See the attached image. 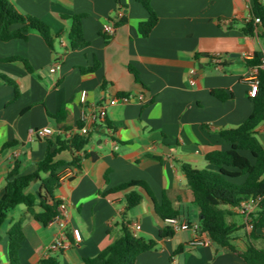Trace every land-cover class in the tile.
<instances>
[{
  "label": "crops",
  "instance_id": "1",
  "mask_svg": "<svg viewBox=\"0 0 264 264\" xmlns=\"http://www.w3.org/2000/svg\"><path fill=\"white\" fill-rule=\"evenodd\" d=\"M9 1L20 13L46 23L55 42L51 48L36 31L27 40L0 42V75L15 82L20 92L16 98V89L0 77V198L14 165L20 164L22 175L34 173L50 141L68 139L80 123L88 127L90 141L79 154L80 169L59 172L62 183L56 196L67 206L63 221L43 226L24 205L14 209L0 230V264L10 262L9 230L17 221H22L25 235L21 264L48 257L59 264H82L118 239L123 225L132 230L134 224L141 226L138 237L158 242L137 264H238L226 249L195 244L200 236L193 230L161 238L170 226L158 217L151 198L141 191L140 205L128 211L127 192L117 189L144 182L157 201L167 195L177 218L201 226L181 166L210 169L206 156L230 149L219 132L238 128L253 114L245 79L255 66L248 63L254 54H264V40L242 30L252 18L254 0H151L159 22L149 37L140 33L148 13L137 0ZM119 12L127 23L107 40L103 28ZM74 15L86 16L83 36L89 45L78 50L70 46ZM14 56L27 59L31 70L21 62L1 61ZM217 56L224 59L220 66ZM56 62L60 69L51 73ZM92 67L96 69L89 71ZM217 90L231 98L219 100L213 95ZM82 91L87 92L85 103ZM124 96L129 101L109 107L106 120H91L101 105ZM37 130L48 135H32ZM257 137L264 147L261 125ZM72 159L67 150L56 158ZM39 190L36 179L30 192L37 195ZM235 220L245 226L233 235L243 250L250 230L242 216ZM62 232L69 247L51 251ZM254 244L264 249V239Z\"/></svg>",
  "mask_w": 264,
  "mask_h": 264
},
{
  "label": "trees",
  "instance_id": "2",
  "mask_svg": "<svg viewBox=\"0 0 264 264\" xmlns=\"http://www.w3.org/2000/svg\"><path fill=\"white\" fill-rule=\"evenodd\" d=\"M148 13V19L140 24V33L149 37L159 22V17L151 5V0H137ZM85 15H74L70 33L72 50L85 48L89 43L83 36V19ZM115 27L127 23V18H115ZM31 31L38 32L46 44L54 47L55 38L50 27L42 20L20 13L9 0H0V42L13 40H27ZM248 37L259 35L264 40V5L261 0H254L252 18L242 30ZM105 36V35H104ZM107 40L110 38L105 36ZM2 62H21L28 70L31 66L27 59L14 56L1 60ZM250 65H259L261 57L254 54ZM96 67L88 70H95ZM16 91V98L20 92L15 82L0 75ZM260 91L252 97L254 104L253 114L238 128L223 129L219 135L230 144L226 151H214L206 156L211 168L198 170L190 165L181 168L187 179L193 203L198 207L201 216V229L205 232L212 244L226 249L235 255L238 264H264V249L258 248L254 242L264 239V198L251 216L253 229L250 231L249 241L242 250L234 244L233 235L244 225L236 222V217L242 216L239 212L241 204L258 196H264V147L257 137L258 127L264 123V71L260 70ZM213 95L221 101L231 98L223 90L213 91ZM58 115L57 119H62ZM80 123L78 127H82ZM89 134L64 139L58 137L54 143L50 141L45 158L37 164V170L29 175H22L20 164L16 163L9 173L5 192L0 198V230L17 207L24 205L27 213L33 219L48 226L61 217V201L57 198V191L61 187L59 172L64 168L80 169L82 158L79 155L89 144ZM53 144L56 146L52 150ZM70 151L73 159L70 162L56 160L62 151ZM39 181L40 190L37 195L30 192L32 183ZM117 191H125L127 210L140 205L145 192L152 200L158 217L166 222L169 218H177L172 202L164 194L161 202L152 195L146 183L131 181L120 186ZM40 208V211H37ZM231 219V221H229ZM175 232L167 227L160 237H172ZM25 239L22 221L13 223L9 230V264H21L20 250ZM158 242L135 237L129 225H123L121 236L105 248L99 255L84 259L82 264H137L140 255L156 250ZM182 247L176 254L181 253ZM38 264H59L55 257L43 258Z\"/></svg>",
  "mask_w": 264,
  "mask_h": 264
},
{
  "label": "built area",
  "instance_id": "3",
  "mask_svg": "<svg viewBox=\"0 0 264 264\" xmlns=\"http://www.w3.org/2000/svg\"><path fill=\"white\" fill-rule=\"evenodd\" d=\"M124 15L122 12H119L116 15V18H122ZM115 24L112 22L110 24H107L103 28V34L109 38H111L115 34ZM224 62V59L222 57L217 56L215 58V63L217 66H220ZM60 69V64L56 62L51 68L50 72L51 73H56ZM260 70L264 71V54L261 57V63L259 65L253 66L250 68V73L246 76L245 81L249 84L250 86V96L255 97L258 95L260 91ZM120 100L124 102H128L129 98L127 96H124L122 98L114 97L109 100L107 104L101 105L96 113H94L91 116V120L96 121V120H106L107 117V112L109 107L115 106ZM87 101V92L82 91L81 92V102L85 103ZM84 120L87 121V118ZM261 128L264 131V123L261 124ZM89 133L88 127L83 125L82 127H77L75 130H72L68 133V138H73L74 136H86ZM37 134L39 137L47 136L48 132L46 130H37V131H32V135ZM62 183V179H61ZM264 196H258L255 198L250 199L247 202H244L241 204V207L239 208V212L244 218L245 223L247 224L248 229L251 231L253 229V225L251 224V216L260 204V202L263 200ZM60 211H61V217L57 218L54 222H62L66 211H67V206L64 203H61L60 205ZM53 222V223H54ZM167 224L172 228L174 232H180V231H188V230H193L195 231L200 238L195 241V244L197 245H209L211 244V240L209 236L202 231L201 226L198 224H192L186 221H181L179 218H169L167 221ZM141 226L139 224H134L132 226V234L135 237H138L137 234L140 231ZM70 245L69 238L65 234V232H62L61 235L57 238L56 242L51 246V251L57 252L61 251L63 249L68 248Z\"/></svg>",
  "mask_w": 264,
  "mask_h": 264
},
{
  "label": "rangeland",
  "instance_id": "4",
  "mask_svg": "<svg viewBox=\"0 0 264 264\" xmlns=\"http://www.w3.org/2000/svg\"><path fill=\"white\" fill-rule=\"evenodd\" d=\"M21 207H23V206H21ZM18 213H19V211H17L15 214H18ZM6 224H7V223H5V225H4V226H6ZM3 228H4V227H3Z\"/></svg>",
  "mask_w": 264,
  "mask_h": 264
}]
</instances>
